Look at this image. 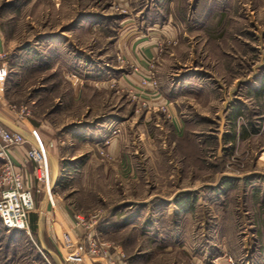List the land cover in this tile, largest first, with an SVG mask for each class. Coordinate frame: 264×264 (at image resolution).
<instances>
[{
    "label": "rangeland",
    "instance_id": "rangeland-1",
    "mask_svg": "<svg viewBox=\"0 0 264 264\" xmlns=\"http://www.w3.org/2000/svg\"><path fill=\"white\" fill-rule=\"evenodd\" d=\"M168 9L0 0L2 94L57 153L50 196L89 223L75 233L57 216L61 239L92 232L104 264H263L264 0H222L141 58L133 35L149 33L139 20ZM30 230L0 225V264H47Z\"/></svg>",
    "mask_w": 264,
    "mask_h": 264
},
{
    "label": "crops",
    "instance_id": "crops-1",
    "mask_svg": "<svg viewBox=\"0 0 264 264\" xmlns=\"http://www.w3.org/2000/svg\"><path fill=\"white\" fill-rule=\"evenodd\" d=\"M156 1L161 2L162 0ZM159 5L160 4H158L156 7L159 8ZM168 6L169 9L166 10L162 15L160 12H157L158 14H155V12L144 13L142 20H139L141 25L145 22L146 30L149 33L148 35L145 34L146 37L143 38H140V33H135V35H133L135 37V43H133V47L138 53L142 52V56H140L141 58L151 52L154 53L159 50L158 48H160L161 34L164 37H169L170 39L176 40L179 38L180 40L181 38L183 39L188 33L185 30H192V28L200 27V25H202L204 22L203 16H205L207 10L210 9V11L214 13V11H216V7L222 6V0H194L193 3H191V0H168ZM188 7H191V9H187ZM154 15L156 16L153 17ZM127 23L130 24L131 21H128ZM1 40L2 38L0 39V50L3 49L1 47L3 45ZM157 41H160L158 42L159 44ZM175 47L177 46H173L174 49H176ZM0 60H2L1 57ZM180 80V78L176 80L177 84L180 82ZM205 90L206 89H203L202 92ZM184 94L185 93L182 92L178 93V95L174 94L175 99H177L178 96H184ZM162 97L164 98L163 100H166L163 93L162 96L157 97L156 100L161 103L160 99H162ZM0 121H2L5 126L11 129L21 131L22 134H24L28 139H31V135L28 134V127L23 124L18 117H16L15 112L10 108L9 103L6 102L2 94V87L0 88ZM26 148V143L19 144L18 146L11 149V154L13 160L19 166H21L28 182L34 184L33 164L30 161L22 162V157L26 152ZM56 154L57 153H54L55 156ZM50 156L51 165L53 166L54 179H56L59 171V165L57 158L53 156L51 152ZM54 183L56 184V182ZM53 186L55 185L53 184ZM50 195L47 198L42 193H37L35 204L37 202L38 205L29 213V227L32 229L36 227L37 230L36 233L39 244L35 243V246L37 247V250L41 256L45 258V262H47V264H104V261H102L103 259L101 260L100 258L91 257L88 255L86 258L87 260L83 259V261L80 259V257L85 255L83 252L84 242L73 243L70 237L67 238L66 233L65 235L63 233L64 239L59 237L55 228V220L57 216L65 223L68 229L72 228L73 232L75 233H77V230L80 231V229L84 228L74 225V213L71 215L69 211L65 209L63 205L64 201H61L57 194L53 193L52 196ZM32 231L33 230H31V232ZM84 236L85 235H83V239ZM75 240H78L77 237H75ZM64 250L68 255L65 254ZM248 261L250 263L252 260ZM253 262H251V264H253ZM6 264L12 263L7 262ZM219 264L230 263L228 259H223Z\"/></svg>",
    "mask_w": 264,
    "mask_h": 264
},
{
    "label": "built area",
    "instance_id": "built-area-1",
    "mask_svg": "<svg viewBox=\"0 0 264 264\" xmlns=\"http://www.w3.org/2000/svg\"><path fill=\"white\" fill-rule=\"evenodd\" d=\"M3 55L0 52V57ZM4 74V66L0 62L1 78ZM147 78L146 75L142 82H149ZM22 143L27 144L22 162L30 161L33 164L34 184L28 182L21 166L12 158L11 149ZM0 159V225L3 229L22 230L30 235L29 213L35 208L34 195L42 193L48 198L55 182L49 150L35 138L34 141L33 138L28 139L21 131L11 129L0 121ZM74 225L85 227L89 223L81 214L75 213ZM104 251V244H101L98 238L88 231L84 240L85 255L105 259ZM229 261L235 264L231 258Z\"/></svg>",
    "mask_w": 264,
    "mask_h": 264
},
{
    "label": "trees",
    "instance_id": "trees-1",
    "mask_svg": "<svg viewBox=\"0 0 264 264\" xmlns=\"http://www.w3.org/2000/svg\"><path fill=\"white\" fill-rule=\"evenodd\" d=\"M1 264H4V260L1 261Z\"/></svg>",
    "mask_w": 264,
    "mask_h": 264
}]
</instances>
